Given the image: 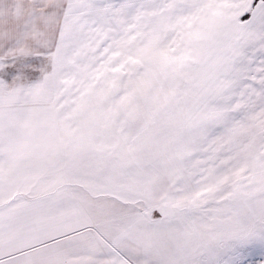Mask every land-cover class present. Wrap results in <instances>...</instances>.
<instances>
[{
    "label": "snow or ice",
    "instance_id": "1",
    "mask_svg": "<svg viewBox=\"0 0 264 264\" xmlns=\"http://www.w3.org/2000/svg\"><path fill=\"white\" fill-rule=\"evenodd\" d=\"M0 264H264V0H0Z\"/></svg>",
    "mask_w": 264,
    "mask_h": 264
}]
</instances>
